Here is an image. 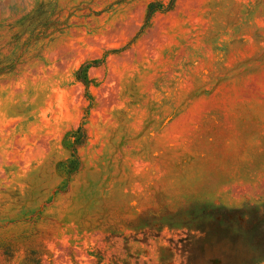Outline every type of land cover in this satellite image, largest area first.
<instances>
[{"label":"rangeland","instance_id":"374dc122","mask_svg":"<svg viewBox=\"0 0 264 264\" xmlns=\"http://www.w3.org/2000/svg\"><path fill=\"white\" fill-rule=\"evenodd\" d=\"M0 264H264V0H0Z\"/></svg>","mask_w":264,"mask_h":264}]
</instances>
